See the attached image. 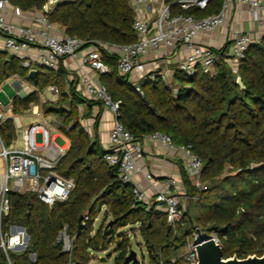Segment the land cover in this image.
Wrapping results in <instances>:
<instances>
[{
    "label": "trees",
    "instance_id": "1",
    "mask_svg": "<svg viewBox=\"0 0 264 264\" xmlns=\"http://www.w3.org/2000/svg\"><path fill=\"white\" fill-rule=\"evenodd\" d=\"M48 1L10 0L26 11L41 10ZM222 3L223 0H211L204 14L218 12ZM47 17L69 36L118 44L137 39L129 0L58 2ZM7 53L0 50V83L18 74L39 90L57 85L61 92L57 104L71 102L60 127L71 145L59 171L76 182L69 197L52 206L34 192L10 193L11 210L2 218L0 232L18 224L30 236L25 249L9 252L13 264H90L91 253L108 250L116 240L119 255L114 264H123L131 249L128 235L120 234L119 229L129 226L139 231L152 264H183L178 257L180 249L185 248L196 228L208 235L218 233L225 258L264 252V166L252 169L253 163H264V37L248 48L237 73L221 56L216 74L200 71L191 78L178 75L173 87L161 77L143 80L139 83L143 94L118 75L116 57L104 55L112 71L102 75L101 81L114 99L122 100L120 120L125 127L138 139L154 131L167 133L177 144H191L204 163L203 189L195 186L180 165L188 197L198 196L194 201L197 213L192 214L188 208L170 230L158 204L137 202L131 184L123 183L118 168L104 159L97 120L93 136L76 121L79 112L73 101L83 96L77 92L72 98L67 95V69L39 67L36 76L30 78L21 60ZM238 76L244 88L237 84ZM38 103L37 92L15 95L12 111L21 114ZM48 104H42L44 112L50 111ZM0 136L5 145L15 140L12 118L0 123ZM104 207L106 221L95 229ZM65 225L72 240L69 251H64L63 242L57 241ZM0 264H8L2 247Z\"/></svg>",
    "mask_w": 264,
    "mask_h": 264
},
{
    "label": "built area",
    "instance_id": "2",
    "mask_svg": "<svg viewBox=\"0 0 264 264\" xmlns=\"http://www.w3.org/2000/svg\"><path fill=\"white\" fill-rule=\"evenodd\" d=\"M51 1L52 9L58 2L75 0ZM129 1L134 13L133 29L137 35V39L131 43L118 44L69 36L48 20L49 11L45 6L41 10L26 11L10 0H0V36L3 39V51L18 57L23 67L30 71L39 67L58 70L64 66L69 72L66 92L70 98L77 92L86 100L97 101L112 113L113 124L104 146V159L118 168L123 183L131 184L137 202L149 206L157 203V209L166 214L168 224L173 227L183 219L187 207L180 196L172 191L169 183L156 189L151 202L135 181L134 175L142 171L139 162L144 158L143 143L120 120L122 100L114 99L101 81L102 75L112 71V65L106 62L104 55L116 57L118 75L133 84L141 94L143 92L139 83L142 80L161 77L165 84L173 87L177 84L178 75L191 78L200 71L216 74L221 56L237 73L248 48L264 37V0H223L218 12L202 17L188 11L204 10L211 0ZM236 2L247 7L259 30L256 34V29H229L230 38L216 47L212 44V36L217 30L227 27ZM173 9L180 11L175 13ZM66 59H70V63H77L76 73H70L73 69ZM11 79H14L15 95L38 93L39 103L32 104L27 112L37 116L40 122L23 124L22 113L12 111L15 95L9 98L7 106L0 99V123L12 118L16 132L15 140L10 145H5L0 136V157L5 165L4 170H0V229L2 218L9 215L11 210V192H34L42 202L52 206L66 200L76 186L74 178L66 177L59 171L71 143L69 141L66 146H60L55 142L57 134L53 133L42 106V102L47 101L46 92L55 94L57 98L53 102L57 103L61 96L59 87L50 84L44 90H39L18 74L7 77L2 83ZM57 123L61 127V121ZM38 134L40 141H37ZM143 138L160 141L166 148L175 151L192 182L203 189L204 163L191 144H177L162 131L145 134ZM146 177L150 178L151 175L146 174ZM85 218L88 219V216ZM21 227L11 224L7 231L0 232V247L6 254L8 264H13L10 251H21L28 245ZM200 232L205 238L212 237L221 244L216 231L210 235ZM199 237L196 229L184 251L179 253L183 264L197 263L195 243ZM57 241L63 242L64 251L71 249L72 240L67 233V225L60 231ZM30 257L35 259V254L31 253Z\"/></svg>",
    "mask_w": 264,
    "mask_h": 264
},
{
    "label": "crops",
    "instance_id": "3",
    "mask_svg": "<svg viewBox=\"0 0 264 264\" xmlns=\"http://www.w3.org/2000/svg\"><path fill=\"white\" fill-rule=\"evenodd\" d=\"M233 28H239L244 31H254L256 29V34L257 30H259L253 23L247 7L238 2L234 3V10L229 15L227 27L217 30L212 36V44L220 47L225 39L230 38L231 31L229 29L232 30ZM0 49L3 50V39L1 36ZM66 63H70V59H66ZM69 67L73 69L70 73H76L77 63L71 61ZM83 99L77 107L84 111H80L83 115L84 113L87 114V119L93 121L92 128H94L97 120L98 137L104 147L107 144L109 131L113 124V115L109 110L102 107L100 103L89 104L85 98ZM141 140L144 148V158L140 160L139 164L142 167V171L137 172L134 175V179L146 192L148 200L152 202L156 189L162 188L166 183H169L172 191L184 201L188 197V193L181 173L180 165L182 162L178 158L177 153L166 148L160 141H153L147 138H142ZM146 174H150L151 177L147 178Z\"/></svg>",
    "mask_w": 264,
    "mask_h": 264
},
{
    "label": "rangeland",
    "instance_id": "4",
    "mask_svg": "<svg viewBox=\"0 0 264 264\" xmlns=\"http://www.w3.org/2000/svg\"><path fill=\"white\" fill-rule=\"evenodd\" d=\"M180 10L178 9H173V12H179ZM183 13H185V11H181ZM194 14L196 16L202 17L205 16L203 10H197L194 12ZM7 55L11 56L9 53H7ZM14 81V79L9 80L8 82H4L1 84L0 88L2 91H0V99L3 103V105L7 106L9 105V98H12L15 94H16V89L14 87V85L12 84V82ZM143 81V80H142ZM45 97L47 99L46 102H48L50 104H57L54 103L53 100H55L57 98V96L55 94H52L50 92H46L45 93ZM60 99H58L57 101H59ZM45 102H42V104H44ZM79 103H81V99L79 97H76L75 101H73V105L74 107L79 106ZM59 105V104H57ZM63 105H65L69 110L71 109V102L70 101H66L65 103H63ZM78 109V107H77ZM83 110L78 109V117L76 118V121H79L81 123V125L84 127L85 130L88 131V133L93 136L94 132H93V121L90 119H87L86 116L87 114L83 113ZM45 117L48 119V121L51 123L52 125V130L54 134H57V136L55 137V142L60 145V146H66L69 143V138L64 135L61 131L60 125L57 123V121H61V123L63 124V115L64 113H57L54 111H45L44 112ZM21 120L23 122L24 125H28V124H32V123H38L40 122V119L35 116L32 115L31 112H27V110L24 111V113L21 114ZM57 120V121H56ZM89 121L91 122L89 124ZM37 141H40V135L38 134L37 136ZM71 143V142H70ZM4 160L3 158L0 157V170L3 171L4 170ZM197 197L195 196L193 198L190 197H186L184 199V203L185 206L191 210V213H197L195 207H194V201H197ZM106 208L104 207L103 210L101 211V213L98 215V218L95 222V229L98 228L101 224H103L106 219L104 216ZM133 226H129V227H122L119 229V233H125L126 235H128L129 237V241H130V249L134 250L137 254V258H138V262L140 264H152V259L150 257L149 254V250L148 247L145 245L144 240L142 239L139 231L137 230V232H135L134 230H132ZM117 240L115 242H113L110 247L108 248V250H99V251H95L93 253H91L92 259L90 260V264H114L117 256L119 255V251L117 249ZM184 249H180V252H183Z\"/></svg>",
    "mask_w": 264,
    "mask_h": 264
},
{
    "label": "water",
    "instance_id": "5",
    "mask_svg": "<svg viewBox=\"0 0 264 264\" xmlns=\"http://www.w3.org/2000/svg\"><path fill=\"white\" fill-rule=\"evenodd\" d=\"M52 5V1L49 0L45 4V9L50 11ZM36 69H32L29 71L28 75L30 78H34L37 74ZM237 84L240 85L242 88L245 87L242 78L240 76L237 77ZM50 111H54L57 113H64L68 108L65 105H57V104H50L48 106ZM264 166V163H253L252 169H259ZM83 216L81 215L79 218V222L81 225ZM112 225V221H109L108 227ZM25 231L26 242H29L30 236L26 232L24 226L21 227ZM168 230L172 228L171 224L167 226ZM200 237L195 243V250L197 253V263L191 264H264V252L261 255L258 254H249L246 257H238L236 254L225 258L223 254V247L222 244L215 241L214 238L208 237L205 238L201 235V232L198 228H196ZM138 262L137 254L134 250H130L129 254L126 256L123 264H134Z\"/></svg>",
    "mask_w": 264,
    "mask_h": 264
}]
</instances>
